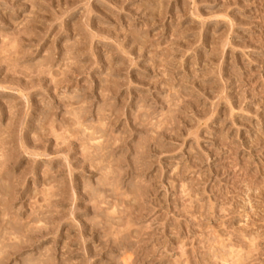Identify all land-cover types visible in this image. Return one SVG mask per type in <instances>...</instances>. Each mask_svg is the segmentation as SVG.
Segmentation results:
<instances>
[{
    "label": "rangeland",
    "instance_id": "obj_1",
    "mask_svg": "<svg viewBox=\"0 0 264 264\" xmlns=\"http://www.w3.org/2000/svg\"><path fill=\"white\" fill-rule=\"evenodd\" d=\"M0 264H264V0H0Z\"/></svg>",
    "mask_w": 264,
    "mask_h": 264
}]
</instances>
